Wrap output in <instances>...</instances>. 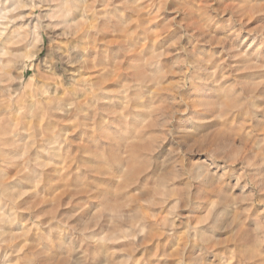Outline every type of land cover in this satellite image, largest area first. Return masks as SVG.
<instances>
[{
  "label": "clouds",
  "instance_id": "clouds-1",
  "mask_svg": "<svg viewBox=\"0 0 264 264\" xmlns=\"http://www.w3.org/2000/svg\"><path fill=\"white\" fill-rule=\"evenodd\" d=\"M0 264H264V0H0Z\"/></svg>",
  "mask_w": 264,
  "mask_h": 264
}]
</instances>
